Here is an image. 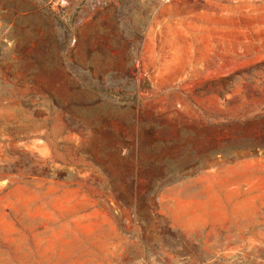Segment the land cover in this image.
Returning <instances> with one entry per match:
<instances>
[{
    "label": "rangeland",
    "instance_id": "obj_1",
    "mask_svg": "<svg viewBox=\"0 0 264 264\" xmlns=\"http://www.w3.org/2000/svg\"><path fill=\"white\" fill-rule=\"evenodd\" d=\"M249 156L264 0H0V264H264V205L176 190Z\"/></svg>",
    "mask_w": 264,
    "mask_h": 264
},
{
    "label": "crops",
    "instance_id": "obj_2",
    "mask_svg": "<svg viewBox=\"0 0 264 264\" xmlns=\"http://www.w3.org/2000/svg\"><path fill=\"white\" fill-rule=\"evenodd\" d=\"M212 187L213 194L227 198L223 203L233 205H264V156H249L230 163L218 164L215 168L204 170L188 181L176 186V190L191 196L194 201L207 204L203 196ZM232 196L230 199L228 197Z\"/></svg>",
    "mask_w": 264,
    "mask_h": 264
},
{
    "label": "trees",
    "instance_id": "obj_3",
    "mask_svg": "<svg viewBox=\"0 0 264 264\" xmlns=\"http://www.w3.org/2000/svg\"><path fill=\"white\" fill-rule=\"evenodd\" d=\"M41 2H43V0H41ZM101 93H103L104 95H109L108 91L106 90L101 91ZM121 100L126 104L136 103V99L134 97H122Z\"/></svg>",
    "mask_w": 264,
    "mask_h": 264
}]
</instances>
